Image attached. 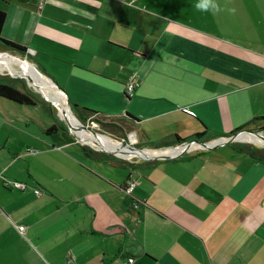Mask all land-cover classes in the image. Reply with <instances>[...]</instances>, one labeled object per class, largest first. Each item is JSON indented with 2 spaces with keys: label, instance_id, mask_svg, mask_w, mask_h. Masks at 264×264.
<instances>
[{
  "label": "crops",
  "instance_id": "crops-1",
  "mask_svg": "<svg viewBox=\"0 0 264 264\" xmlns=\"http://www.w3.org/2000/svg\"><path fill=\"white\" fill-rule=\"evenodd\" d=\"M195 2L0 0L2 38L25 48L0 41V81L22 53L79 110L129 114L151 143L209 146L134 165L0 97V264H264V147L250 146L261 160L222 141L264 131V0Z\"/></svg>",
  "mask_w": 264,
  "mask_h": 264
},
{
  "label": "rangeland",
  "instance_id": "rangeland-1",
  "mask_svg": "<svg viewBox=\"0 0 264 264\" xmlns=\"http://www.w3.org/2000/svg\"><path fill=\"white\" fill-rule=\"evenodd\" d=\"M15 55V58L22 61L18 65L16 62L13 64L15 74L13 76L6 75V78H12L15 84L19 85L22 89L30 92L40 102L36 112L38 116H45L47 120L55 123L61 131L70 134L71 139L78 141L81 145L90 147L98 153L112 156L120 160H125L131 164L137 165L146 161H156L163 159L167 156H183L193 152V146H201V138H192L181 143L171 141L163 143H151L144 140L137 132L136 123L133 119L125 115L105 117L95 114H88L76 108L74 104L68 99L67 95L61 87H59L52 79L47 77L38 68L37 75L30 74L25 64H31L32 60L25 54H18L16 52H8ZM25 63V64H24ZM28 69L26 70L25 67ZM4 68V67H2ZM32 76V77H31ZM70 111L75 119L78 121L79 126L75 125L74 118L68 115L66 111ZM74 122V123H73ZM86 129L90 134L106 139L120 141L130 147L131 150L139 151L138 155L132 156L131 151L123 152L111 145H93L89 140L83 136L82 129ZM132 134L130 137L129 135ZM260 141L264 140V131L261 129H245L238 133L231 134L226 138H222L223 142H231L242 146H253L255 148L264 147L257 144L255 139ZM263 139V140H262ZM190 145V146H189Z\"/></svg>",
  "mask_w": 264,
  "mask_h": 264
},
{
  "label": "trees",
  "instance_id": "trees-1",
  "mask_svg": "<svg viewBox=\"0 0 264 264\" xmlns=\"http://www.w3.org/2000/svg\"><path fill=\"white\" fill-rule=\"evenodd\" d=\"M6 20V13L0 10V41L3 42L7 47L12 48L16 51H20V52H25V48L14 43L11 41H7L5 39L2 38L1 34H2V29L4 26ZM14 81H11V83L9 82H4V81H0V97L9 99L11 101H14L16 103L22 104V105H31V106H40V102L38 101V99L33 96L30 92L24 90V89H20L18 87H16L14 84ZM83 112H86L88 114H95L98 115V112H95L93 110L87 109V108H82ZM100 116H105V117H114V116H106V115H101ZM125 116L129 117L130 119H135L133 116L129 115V114H125ZM237 129L235 132H233L232 134L238 133L241 130ZM56 131H58V126L54 123L52 124L48 129H47V133H55ZM185 141V139L177 136L176 137V142L181 143ZM83 150L87 149V146H83L81 145ZM236 147V146H235ZM237 149H239L240 151H244L247 152L249 154H251L253 157H256L257 159H263L262 158V153L260 150L255 149L253 147H237ZM104 156V155H103ZM107 156V155H105ZM110 157H107L106 159H109Z\"/></svg>",
  "mask_w": 264,
  "mask_h": 264
},
{
  "label": "built area",
  "instance_id": "built-area-1",
  "mask_svg": "<svg viewBox=\"0 0 264 264\" xmlns=\"http://www.w3.org/2000/svg\"><path fill=\"white\" fill-rule=\"evenodd\" d=\"M40 7H42V4H40ZM140 83L139 81L136 79V76H133V78L131 79V81L126 85V90H127V94L129 96H133L135 90L139 87ZM130 137L132 136V134L129 135ZM136 178L134 177H129V179L127 180V183L124 187V191L129 194L132 195L136 186ZM5 185L6 186H11L13 188L16 189H20V190H26V188L28 187V185L26 183L20 182V181H16V180H12V181H8L5 180ZM35 192L37 194H41V191L39 189H35ZM20 230L23 232L25 230V226H21ZM134 262L133 258H130L126 264H132Z\"/></svg>",
  "mask_w": 264,
  "mask_h": 264
},
{
  "label": "bare ground",
  "instance_id": "bare-ground-1",
  "mask_svg": "<svg viewBox=\"0 0 264 264\" xmlns=\"http://www.w3.org/2000/svg\"><path fill=\"white\" fill-rule=\"evenodd\" d=\"M17 62V61H16ZM11 66V65H10ZM25 67V66H24ZM25 69L27 70V68L25 67ZM29 69V68H28ZM32 73V72H31ZM32 77V76H31ZM68 115H72V113H68ZM74 118V122H75V125L76 126H79L80 124H78V121L75 119V117L73 116ZM73 122V123H74ZM82 129V128H81ZM82 134L84 137H86L89 142L93 145H111L115 148H118L120 150H122L123 152H127V151H130V147H128L126 144L120 142V141H115V140H112V139H106V138H101V137H98L96 135H93V134H90L89 131H87L86 129H82ZM253 139H255L256 143H264V141H260L259 139H256V137H254ZM132 151V150H131ZM139 154V151H133L132 152V156H135V155H138Z\"/></svg>",
  "mask_w": 264,
  "mask_h": 264
},
{
  "label": "clouds",
  "instance_id": "clouds-1",
  "mask_svg": "<svg viewBox=\"0 0 264 264\" xmlns=\"http://www.w3.org/2000/svg\"><path fill=\"white\" fill-rule=\"evenodd\" d=\"M195 8L203 12H208V11L215 12L220 10V6L217 3V0H196ZM228 10L235 11V9H228Z\"/></svg>",
  "mask_w": 264,
  "mask_h": 264
},
{
  "label": "water",
  "instance_id": "water-1",
  "mask_svg": "<svg viewBox=\"0 0 264 264\" xmlns=\"http://www.w3.org/2000/svg\"><path fill=\"white\" fill-rule=\"evenodd\" d=\"M67 113H70V111H66ZM263 140V139H262ZM264 141V140H263ZM123 143V142H122ZM257 144H259V145H264V143H257ZM190 146V145H189ZM202 147H209V146H207V145H205V144H202ZM132 151H134V150H132ZM167 157H169V156H167ZM167 157H165V158H167Z\"/></svg>",
  "mask_w": 264,
  "mask_h": 264
}]
</instances>
